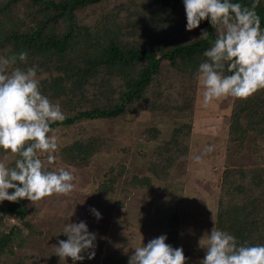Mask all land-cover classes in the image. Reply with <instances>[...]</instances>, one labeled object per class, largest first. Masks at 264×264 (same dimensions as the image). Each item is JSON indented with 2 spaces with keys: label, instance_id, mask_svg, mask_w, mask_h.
Here are the masks:
<instances>
[{
  "label": "trees",
  "instance_id": "1",
  "mask_svg": "<svg viewBox=\"0 0 264 264\" xmlns=\"http://www.w3.org/2000/svg\"><path fill=\"white\" fill-rule=\"evenodd\" d=\"M108 1L4 0L6 5L0 4V12L27 4L30 20L25 17L24 29L9 32L7 41L2 42L0 19V55L26 52L22 69L35 65L37 74L50 75L39 82L45 91H61L59 83H67L63 97L70 94L68 108L77 113L52 123L50 128L55 130L83 120L116 119L135 107L178 116L180 121L175 122L170 139L158 148L151 161L150 171L159 179L160 172L166 174L179 157H186L190 147L198 85L195 73L198 64L206 59L202 53L215 40L217 27L205 19L193 29L199 34L187 37L192 30L186 31L185 24L181 28L176 21L175 9L181 0H127L114 8L117 11L112 13L113 22L103 16L89 25L91 11ZM239 2L253 6V0ZM255 11L264 30L263 0H257ZM202 29L207 30L206 36H201ZM162 32L169 35L159 40ZM105 69L107 72L103 73ZM231 105L227 121L229 142L243 145L254 134L256 148L263 146L264 89L244 99L233 98ZM157 134L152 137L157 138ZM92 148L77 141L63 149V157L70 165H86L93 156ZM164 156L168 158L166 162ZM11 157L14 167L17 156ZM121 177L117 174L108 179L107 184L100 186V193L114 192L112 187ZM225 179L227 188L220 198L217 228L233 235L237 244H264V169L240 170L235 180L226 172ZM246 182L252 185L246 186ZM133 185L149 189L153 179L143 177ZM27 202L5 200L7 206L0 216V256L13 254L16 247L28 246L29 238L19 233L18 226L4 223L6 218L16 217L21 225L30 228L32 225L25 222ZM167 242L173 246L175 241L170 237ZM128 258H107L103 264H127ZM75 264H85V260Z\"/></svg>",
  "mask_w": 264,
  "mask_h": 264
},
{
  "label": "rangeland",
  "instance_id": "2",
  "mask_svg": "<svg viewBox=\"0 0 264 264\" xmlns=\"http://www.w3.org/2000/svg\"><path fill=\"white\" fill-rule=\"evenodd\" d=\"M126 2L109 0L96 6L91 11L92 19H88L87 23L91 25L103 16L113 22L112 13L117 11L114 8ZM0 4L3 7L6 5L4 0H0ZM29 12L27 4L0 12L2 42L7 41L9 32L24 29L22 21L26 17L29 22ZM175 12L176 21L182 28L186 23L182 0ZM197 34L192 30L186 36L192 38ZM167 35L169 33L162 32L158 39H165ZM19 62L9 65L7 71L21 68V64L25 66L24 62ZM162 69H166L165 65ZM57 71L61 77V71ZM106 72V69L103 70V73ZM49 76L47 73L37 74L36 78L40 82ZM97 79L94 78V81ZM66 84L60 82L61 91L58 92L45 91L43 87L40 91L61 106L64 116H70L77 110L68 108L70 94L63 97ZM201 92L202 88L197 85L191 141L186 157H179L166 174L160 172L159 179L150 171L151 161L158 148L170 139L175 122L180 121L178 116L135 107L116 119L83 120L50 133L57 138L58 148L53 153L55 158L50 163L43 152L37 153L38 158L49 170L64 167L71 171L75 187L67 195L53 194L39 201H28L25 222L32 225L30 228L21 225L16 217L5 219V224L18 226L19 233L29 240L26 248L16 247L13 254L1 255L0 264L73 262L70 257L55 255V245L58 240L67 239L62 233L64 225L80 220L85 221L88 230L96 234L95 256L91 260L85 259V264H103L107 258L129 257L134 251L132 248L146 244L161 234H166V243L168 238L173 237V247H182L187 258L185 264H199L205 250L198 246V240L212 227L217 228L220 198L227 188L225 173L231 174L235 180L240 170L264 169V145L256 148L254 134L243 145L229 142L227 121L233 98H220L205 108L200 103ZM154 134L157 138L152 137ZM77 141L93 146V156L86 165H70L63 157V149ZM207 145L213 146L212 151H204ZM198 155L201 158L196 161L194 157ZM167 159L164 156V162ZM12 160L7 150H0V163L11 167ZM117 174L122 177L114 183L112 188L115 191L101 194L100 186ZM143 177L153 179L151 188L133 185ZM245 185L252 184L246 182ZM6 206L5 201L0 202V216ZM91 208L100 212L99 220L91 213Z\"/></svg>",
  "mask_w": 264,
  "mask_h": 264
},
{
  "label": "clouds",
  "instance_id": "3",
  "mask_svg": "<svg viewBox=\"0 0 264 264\" xmlns=\"http://www.w3.org/2000/svg\"><path fill=\"white\" fill-rule=\"evenodd\" d=\"M239 0H182L185 30L197 28L202 21L217 27V36L202 55L195 77L202 88L201 106L208 107L223 97L244 99L264 89V30L255 11ZM207 30H201L206 36ZM200 36V37H201ZM24 51L9 56L0 55V150L16 154L14 167L0 163V202L27 199L39 201L53 194L67 195L73 191L75 177L64 167L45 168L37 153L47 154L51 163L58 148L54 122L65 119L61 106L40 91L36 66L13 68L16 61H26ZM207 145L205 152L212 151ZM200 156L194 157L196 161ZM12 191H9V190ZM97 220L101 214L90 209ZM58 240L55 255L76 261L95 256L96 234L88 230L85 221L67 223ZM166 234L132 248L127 264H185L182 247L166 243ZM204 256L199 264H264V244H237L230 233L212 227L199 240Z\"/></svg>",
  "mask_w": 264,
  "mask_h": 264
}]
</instances>
